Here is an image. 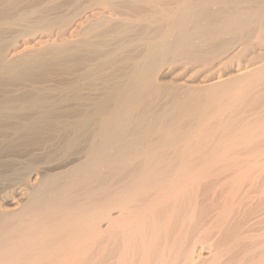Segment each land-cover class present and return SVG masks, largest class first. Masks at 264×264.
Wrapping results in <instances>:
<instances>
[{
  "label": "bare ground",
  "instance_id": "bare-ground-1",
  "mask_svg": "<svg viewBox=\"0 0 264 264\" xmlns=\"http://www.w3.org/2000/svg\"><path fill=\"white\" fill-rule=\"evenodd\" d=\"M0 264H264V0H0Z\"/></svg>",
  "mask_w": 264,
  "mask_h": 264
}]
</instances>
